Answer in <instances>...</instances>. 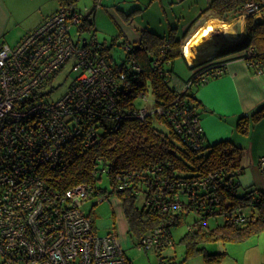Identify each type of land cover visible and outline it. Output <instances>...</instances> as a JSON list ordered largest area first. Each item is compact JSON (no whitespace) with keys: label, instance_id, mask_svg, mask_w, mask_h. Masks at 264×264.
I'll return each mask as SVG.
<instances>
[{"label":"built area","instance_id":"built-area-1","mask_svg":"<svg viewBox=\"0 0 264 264\" xmlns=\"http://www.w3.org/2000/svg\"><path fill=\"white\" fill-rule=\"evenodd\" d=\"M240 12L257 18L264 9L258 3L249 2ZM82 17L75 7L60 6L15 45L0 46V255L3 264H131L117 232L98 234L92 214L82 209L84 201L93 197L102 201L108 196L106 190L98 189L102 176L109 172L104 156L94 158L95 184L78 182L64 190L56 183V173L68 165L65 153L69 145L75 142L80 152H85L100 142L101 134L109 126L115 130L122 117L117 90L126 82V74L122 69L117 71L103 54L95 33L90 37L80 36ZM74 26L78 31L77 40L70 33ZM125 49L128 52L131 45L125 44ZM68 62L71 68L80 70L79 74L59 99H46L50 91L43 88ZM129 64L139 69L134 55L130 56ZM248 65L255 73L264 71V61ZM225 70L226 65L202 72L184 87L206 83ZM177 104L169 111L162 106L144 105L137 106L134 112L140 119L155 114L167 117L183 143L202 148L206 141L200 117L194 109L187 108L177 114ZM258 166L264 179V154ZM161 170L162 166L157 165L145 172L153 175ZM134 175L137 172H116L113 176L116 188L131 185ZM233 175L234 172L228 173L224 168L176 182L164 175L156 178L152 188L148 186V192L143 193L144 200L160 212L176 213L192 210L185 197L196 205L194 212L204 207L205 213L221 217V222L247 223L254 217L251 205L228 204L219 209L218 191L224 186L235 189ZM127 178L131 180L128 182ZM141 190L140 186L135 191L141 194ZM208 217L200 221L202 226L206 227ZM165 224L160 223L137 241L138 249H152L157 253L159 264H169L161 252L173 244L171 230Z\"/></svg>","mask_w":264,"mask_h":264},{"label":"trees","instance_id":"trees-1","mask_svg":"<svg viewBox=\"0 0 264 264\" xmlns=\"http://www.w3.org/2000/svg\"><path fill=\"white\" fill-rule=\"evenodd\" d=\"M61 1L63 3L61 6H67L73 4L75 0ZM209 1L208 7L200 13V16L207 14L225 20L232 13L233 15L241 13L243 5L249 2L258 3L264 9V0ZM96 4L97 0H94L92 9L86 15H83V22L79 31L94 33L91 14ZM197 19L190 24L185 36L194 32ZM245 24L246 37L221 46L212 57L198 62L196 65L194 64L187 77L183 79L182 86L178 88L172 85L177 74L173 63L177 58L184 59V54L181 51L183 39L176 34L175 27L170 28L166 35L144 30L139 42L131 45V49L125 52L126 55L120 62H117L108 54L113 43L110 46L101 43L103 54L112 61L115 69L117 71L122 69L126 74V82L117 90L119 98L117 103L122 111L121 121L115 130H111V126H109L108 131L101 134L100 142L85 152H80V148L75 142L69 145L67 153H65L66 158L69 160L68 165H66L65 170L56 173L57 187L65 190L73 184L84 181L95 184L96 177H94L93 171L96 166L94 165V158L97 155H103L107 160L104 164L109 169L106 176L111 185L109 192L116 194L120 199L127 220L128 231L131 237L136 238L138 241L143 235L159 226L160 223H166L165 225L171 230L172 226L179 224L181 216L196 208L192 200L185 197H183L184 200L192 209H189L190 211L160 212L158 208L148 206L145 203L144 194L148 192V186L152 188L155 185L156 178L159 179L165 175L176 182L178 179L198 177L215 169L224 168L228 173L234 172V182L236 183L243 170L241 158L244 152L241 147L226 139L214 144L205 142L202 148L195 149L182 142L180 133L176 131L174 125H172L173 123L167 117L155 114L140 119L134 111L137 107L136 99L141 94L145 95L151 89L154 95V107L162 106L169 111L178 101H182L181 104L176 106L177 114L183 108H187L188 110L194 109L195 115L197 114L200 117V113L197 112L200 102L190 91L200 85L184 87L187 82L195 79L202 72L208 73L220 67L223 68L225 65L227 66V61H231V59L241 58L247 64L264 61V18L255 19L254 16L247 15ZM132 55L135 56V62L139 69L130 66L129 60ZM249 67L255 73L254 68ZM262 117H264V103L250 115L239 117L236 121V129L242 134H247L252 123ZM156 120L163 125H167L169 130L166 132L154 126ZM157 165L162 166L161 171L153 175L145 172L148 167ZM120 170L124 174L135 171L137 175H134L131 185L118 189L113 176ZM130 180L126 179L128 182ZM140 186L143 188L141 194L144 193L141 204L138 202L140 194L135 191L138 188L140 189ZM237 188L238 184L234 190L226 189V186L219 189L218 197H220L221 207L219 209L225 208L228 204L236 206L245 203L252 206L253 219L243 224L226 220L213 226H209L206 222L207 225L204 227L200 221L204 217L207 218L209 214L204 212V207L197 209V212L193 211L196 217L181 237V241L185 244V258L201 252L204 254L205 264H220L224 260L226 252L208 253L205 251V246H203L205 243L218 240L224 242L241 240L250 234L264 230V190L252 189L239 194ZM98 189H101V187L98 186ZM254 191H258L257 194ZM200 193L202 195V192ZM92 217L95 221V217L93 215ZM114 223L113 220V228L115 227Z\"/></svg>","mask_w":264,"mask_h":264},{"label":"crops","instance_id":"crops-1","mask_svg":"<svg viewBox=\"0 0 264 264\" xmlns=\"http://www.w3.org/2000/svg\"><path fill=\"white\" fill-rule=\"evenodd\" d=\"M76 1L71 4L72 7H75ZM185 1L187 0H97L91 14L94 33H104L105 36L101 41L96 36L100 43L110 46L118 40L125 48V44H137L144 30L166 35L170 28L175 27L176 34L180 33L178 36L184 41L204 27L211 26L209 36H202L198 42L196 51L200 52L201 56L210 52L214 55L221 46L246 37V16L241 13L234 15L232 13L225 20L207 14L200 16L210 1L195 0L196 4L190 2L188 7L183 6ZM62 4L61 0H0V46L3 43H8L9 46L15 45L27 32L34 30L45 18L57 11ZM154 4L160 8L159 14L150 11ZM78 11L81 13L80 10ZM171 11L173 14L169 17ZM161 14L165 18H162ZM196 18L198 19L194 25L195 32L185 36L186 30ZM262 18L264 13L255 19ZM214 33L218 36H213ZM106 35L112 37L110 45L107 44ZM12 36L16 37L12 38ZM213 37L219 38L218 41ZM7 39L14 40L9 42ZM200 59L204 58H198ZM183 60L191 66L185 56ZM177 61L175 59L173 63L174 70ZM178 75V73L175 75L172 83L177 88L182 86L185 79ZM216 77V80L190 90L200 102L197 112L200 113V124L205 141L207 144H214L227 139L243 149L241 158L243 170L237 178V192L240 189L241 191L264 190V179L258 166V160L264 154V117L252 123L247 134H242L236 129V121L239 117L250 115L264 103V71L254 73L246 61L237 58L227 61L226 71ZM124 243L126 244L125 241ZM123 246L126 248L124 244ZM125 248L123 250L129 262L135 264ZM259 253L260 248H253L242 259L237 260L242 264H264V257ZM0 259V264H3L1 255Z\"/></svg>","mask_w":264,"mask_h":264},{"label":"rangeland","instance_id":"rangeland-1","mask_svg":"<svg viewBox=\"0 0 264 264\" xmlns=\"http://www.w3.org/2000/svg\"><path fill=\"white\" fill-rule=\"evenodd\" d=\"M195 0H187L185 1L184 5L185 7H188L190 2L195 5L196 3L194 2ZM92 5V0H77L76 5H74L78 10L81 11V14L85 15L88 13L89 9L91 8ZM159 7L158 5L154 4L151 8L150 11H154L155 13L159 14ZM149 13V12H148ZM170 14L169 17L173 14V11L169 12ZM156 14V15H157ZM163 14V13H162ZM161 14V15H162ZM162 18H165L164 15H162ZM155 24V22H154ZM210 30H212L211 26L209 27ZM77 28L76 26L72 27L70 29V33L73 37L74 40H77L78 38V31H76ZM195 32V31H194ZM193 32V33H194ZM96 36L99 37L100 41L103 40L104 38V33L102 32H95ZM219 33V32H218ZM93 33L89 31H81L80 36L81 37H90ZM180 34V33H179ZM178 34V35H179ZM218 36L217 33H214L213 36ZM108 39L107 44H111L112 42V37H109L110 35H106ZM209 36L208 34L205 35ZM16 36H12L14 38ZM202 37V36H201ZM196 39L194 41L192 50L195 52V56L200 58V52H197V46L198 42L200 39ZM216 41L219 38L213 37ZM9 42H12L14 39H7ZM98 41V42H100ZM185 42L186 40L183 41V44L181 46V51L184 54L185 58L191 66L188 64L184 63L183 59H178L177 58V63H176V70L175 72L178 73L181 78H186L188 72L191 71L192 67L194 64H198V62L201 60L203 61L204 59L200 60H195L192 61L191 56L186 52H184L185 48ZM184 46V48H183ZM125 52L126 49L120 44V42L117 40L115 43L112 44L111 48H109V53L114 60L117 62H120L121 59L125 57ZM216 54V53H215ZM212 57V56H211ZM210 58V57H209ZM208 59V58H207ZM71 62H68L64 69L60 71L57 75H55L51 80H49V83L43 88L44 90L50 91L49 94L46 96V99L48 100H57L59 99L64 92H66L69 88V86L73 83L75 77L79 74L80 70L78 68H71ZM217 77H211L206 83H209L210 81L216 80ZM206 83H203L201 85H205ZM153 100H154V95L151 91V89L148 90V92L145 94L143 98L139 97L136 99V105L139 107H142L144 105L147 106H152L153 105ZM199 111V110H198ZM154 126H156L159 129H163L164 131H168L167 125H163L157 120L154 122ZM103 178L99 181V185L101 189H106L108 196L105 197L102 201H98V197H93L90 198V200L84 201V204L82 206L83 211L85 213H90L95 217V223L97 226V232L98 234H105L109 232L110 230H115L118 234L117 238H119L120 243L122 248L124 249L125 247L123 244L126 246L125 250L127 251V254L131 257L132 261L135 262V264H159V256L157 253L152 250H141L138 249L137 247V239L131 237L129 231H128V225H127V220L125 218V215L123 213L121 201L118 198V196L114 193L109 192L111 189V185L109 183L108 178L105 176H102ZM240 189L239 194H243L245 190L241 191ZM109 193V194H108ZM143 194L139 195L138 202L141 204L143 202ZM194 217H196L195 213L193 211H190L187 214H184L181 216L179 224L172 226L171 227V234L173 239V244L170 246H166L162 250V256H164V260H166L167 263L169 264H205V261L203 259L204 254L201 252H197L193 255H191L188 258H185V244L181 241L182 234H184L192 221L194 220ZM113 220L115 221L114 223V228H113ZM222 218L217 216H209L208 222L209 226H213L217 223H221ZM122 239L124 241L122 242ZM259 245V247H257ZM203 246H205V251L208 253L211 252H221L225 250L228 252V255L225 256V259L221 261L220 264H242L240 263L237 259L240 258L242 259L243 256L250 250V249H255V248H260V253L259 255L264 257V230L259 231L258 233H253L250 234L249 236L245 237V239L241 240H228V241H223V240H218V241H210L205 243ZM262 257V258H263ZM185 258V259H184ZM1 261V259H0Z\"/></svg>","mask_w":264,"mask_h":264},{"label":"bare ground","instance_id":"bare-ground-1","mask_svg":"<svg viewBox=\"0 0 264 264\" xmlns=\"http://www.w3.org/2000/svg\"><path fill=\"white\" fill-rule=\"evenodd\" d=\"M209 27L210 26L204 27L203 29L197 31L192 36H190L189 38H187V40L185 42V50L184 51H186L191 56L192 61H195V60L198 59V57L195 56V52L194 51H191L192 50L191 48L193 46V43H194V41H196V39H199V37L208 34L209 31H210ZM212 55H213L212 52H210V53L203 54L200 57L206 59L207 57L209 58Z\"/></svg>","mask_w":264,"mask_h":264}]
</instances>
